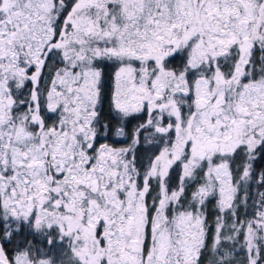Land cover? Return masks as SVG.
<instances>
[{"label":"snow or ice","instance_id":"snow-or-ice-1","mask_svg":"<svg viewBox=\"0 0 264 264\" xmlns=\"http://www.w3.org/2000/svg\"><path fill=\"white\" fill-rule=\"evenodd\" d=\"M0 264H264V0H0Z\"/></svg>","mask_w":264,"mask_h":264}]
</instances>
